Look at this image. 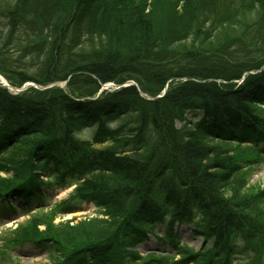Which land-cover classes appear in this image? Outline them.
Instances as JSON below:
<instances>
[{"label": "trees", "instance_id": "trees-1", "mask_svg": "<svg viewBox=\"0 0 264 264\" xmlns=\"http://www.w3.org/2000/svg\"><path fill=\"white\" fill-rule=\"evenodd\" d=\"M160 1L149 9L146 0H15L11 11L0 9L10 42L22 33L23 50L40 61L38 73L22 80L46 86L68 79L67 91L13 95L0 86V167L12 172L0 177V206L4 196L46 198L42 188L68 179L78 182L68 201L94 202L106 216L70 228L68 239L54 227L40 233L60 204L20 225L11 246L47 240L52 264H264V188L248 186L251 165L264 159V58L223 53L220 35L231 54L256 44L237 39L236 27L247 23L233 14L212 17L216 33L203 32L196 16L204 4L171 1L172 8L164 0L167 12L156 17ZM202 36L216 44L184 47ZM1 63L12 65L10 57ZM125 71L150 96L173 81L151 101L134 86L96 96L101 84L123 83ZM92 127L91 140L78 138ZM49 172L53 181H43ZM163 224L173 256H141L135 248ZM176 224L200 238L198 250L180 242Z\"/></svg>", "mask_w": 264, "mask_h": 264}, {"label": "rangeland", "instance_id": "rangeland-1", "mask_svg": "<svg viewBox=\"0 0 264 264\" xmlns=\"http://www.w3.org/2000/svg\"><path fill=\"white\" fill-rule=\"evenodd\" d=\"M146 7L151 8L154 2L152 3V0H146ZM157 1V0H156ZM171 1L177 2L178 8H181L184 6L187 2L183 0H168L167 3H170V6L173 8L175 3H172ZM192 1V0H191ZM198 3L204 4L201 8L198 6V16H196V24H198L200 21H204L201 29L204 32L205 30L208 32L216 33L214 30H212V17L214 20L217 16H222L223 14H230L234 15L233 19L240 18L243 23H247V25L243 26H235L237 28V38L238 40H253L252 42H256L255 47H252L251 49L247 47L248 54L245 51H238L231 54L230 46H226V37H222L221 35L216 37L218 38V42H220L224 50V54H230L233 56H236L238 58L244 59L245 57L243 55H249L253 56L255 58H264V7L261 4H258L255 2V0H198ZM159 7L154 6V14H156V17L160 14H163L164 11L167 12L166 8V2L164 3V0L160 1ZM16 4L15 0H0V9L3 11H11V9ZM231 4V5H228ZM28 6V4H26ZM162 5V6H161ZM165 6V7H163ZM207 6V7H206ZM262 7V8H261ZM30 9V7L28 6ZM165 8V9H164ZM211 8L216 11V13H212L210 17V13L206 14L203 13L205 9ZM169 9V6H168ZM31 10V9H30ZM147 10V9H146ZM193 10V9H192ZM202 10V11H201ZM180 11V10H179ZM246 14L244 15V13ZM245 16V17H243ZM164 21V20H163ZM162 20L158 21V27L163 28L161 25ZM261 24L260 28L259 25ZM263 24V25H262ZM7 19L0 14V61L3 57H10L12 65L11 67H7V65L1 63L0 64V84L2 82H7L11 85L12 83H16L18 86H14L16 89L22 88V92L20 93H14V95H20L25 93H28L31 91V89L36 90H44L49 87L53 86H62V89L67 91V82L68 79L64 82L57 81L49 83L48 85H38L32 80H22V78H28L33 77V74L38 73L40 70L39 65L40 61L39 59L32 57L28 54L27 48L23 50V46L26 44L24 40H21V37H24V35L17 34L18 40L11 41L8 38V32L9 29L7 28ZM159 29V30H162ZM234 28V27H233ZM261 29L260 31L256 30ZM263 28V29H262ZM235 29V28H234ZM234 29L232 31H234ZM202 32V33H203ZM207 32V33H208ZM157 35L160 38H165L167 36V33H160L157 32ZM224 33V32H222ZM225 34V33H224ZM253 34V39L246 37L247 35ZM227 34H225L226 36ZM157 36V37H158ZM197 38V37H196ZM241 38V39H240ZM262 38V40H260ZM207 38L205 36H202L200 40H196L191 43L190 38H188L184 42V47L193 45L194 47H198L199 50L207 51V49H211L216 42L211 39ZM168 39H165V42H168ZM4 42V44H3ZM217 42V43H218ZM247 46V45H246ZM172 46L171 48H173ZM193 47V48H194ZM30 49V48H29ZM197 49V48H194ZM228 50V51H227ZM223 54V55H224ZM228 55H225L227 57ZM245 60V59H244ZM127 72V73H126ZM29 79V78H28ZM240 79V78H239ZM236 82H238V80ZM125 80L124 82L133 81L136 83L135 78L132 76V71L128 72L125 71L122 73L121 78L119 81ZM21 81V83H19ZM156 84V83H155ZM154 84V85H155ZM1 86V85H0ZM7 89V88H6ZM108 91H113L114 89L108 88ZM156 91V90H153ZM24 93V94H25ZM162 91L158 94H156L153 97H156L160 95ZM152 96V95H151ZM190 115V114H188ZM127 117L122 118L118 123L125 121ZM117 123V122H116ZM117 123V124H118ZM181 122H176V127H179ZM95 127L92 129H86L79 133L78 138L81 139H90L94 133ZM103 146H98L97 148H101ZM11 151V150H7ZM8 152V153H9ZM5 154V153H4ZM250 169V173L252 176L249 177V183L248 186H252L255 188H264V159L260 158L259 163L252 164ZM12 175V172L9 168H5L3 170L2 167H0V177L1 178H9ZM51 177H54L52 173L49 172V174H45L42 178L43 180L50 179ZM78 185V182L75 181H68V179L65 181L63 186H53L49 189H43L44 194L47 196L46 199L42 200H36L35 202H32L30 204L21 202L20 200H14L12 201V204L9 207H12L11 209H7V213L3 215L0 213V264H52V260L50 258L51 249H48V242L47 240L43 241V244L41 245V248L37 245H34L32 243H26V245L22 246H12L10 247L11 243L9 242L10 239L14 237V231H17L20 225H25L26 221L29 219V217H32L37 214H43L47 216H50L49 214L53 209L55 208V204L61 203L62 201L67 202V204L71 208H65L60 210L59 212H56V215L52 218L51 221H49L46 224H43L42 222L38 225V231L40 233H43L46 231V228L54 227L56 230L63 229L62 235L66 236L67 239L70 238L71 230L70 228L80 227V228H90L89 221L94 219L100 220L105 219V215L103 213V208L96 206L94 203H87L83 201H79L78 199H73L72 201L70 198L74 195L75 187ZM42 208L41 211L39 209ZM51 210V211H50ZM56 210V209H55ZM82 222H86L85 224H80ZM80 224V225H79ZM100 227H96L94 224L93 232ZM88 230V229H87ZM174 231L177 232L178 238L181 241V243H184L196 250L199 249L201 240L198 237H194L191 233V229L186 225H181L177 227L174 226ZM90 232V233H93ZM157 234L159 236L164 237L166 234V228L165 226H161L157 229ZM10 244V245H9ZM159 250L161 252H171L169 246L167 243L163 244L161 242H158L155 238H150L148 241L144 242L142 245H140L137 248V251L141 256H147L150 251Z\"/></svg>", "mask_w": 264, "mask_h": 264}, {"label": "water", "instance_id": "water-1", "mask_svg": "<svg viewBox=\"0 0 264 264\" xmlns=\"http://www.w3.org/2000/svg\"><path fill=\"white\" fill-rule=\"evenodd\" d=\"M129 83H131V82H129ZM107 86H109V85H103V87H107ZM62 87V86H61ZM15 92H19V91H21L22 90V88L21 89H16V88H12ZM148 98H150V97H148Z\"/></svg>", "mask_w": 264, "mask_h": 264}, {"label": "bare ground", "instance_id": "bare-ground-1", "mask_svg": "<svg viewBox=\"0 0 264 264\" xmlns=\"http://www.w3.org/2000/svg\"><path fill=\"white\" fill-rule=\"evenodd\" d=\"M137 89L140 90L139 88H137ZM163 89H164V88H163ZM163 89H162V90H163ZM138 90H137V92H138ZM165 93H166V92H165ZM165 93H164V94H165ZM164 94H163V95H164ZM148 97H150V98H148L149 101L154 100L153 96L148 95ZM189 117H191V115H189Z\"/></svg>", "mask_w": 264, "mask_h": 264}]
</instances>
